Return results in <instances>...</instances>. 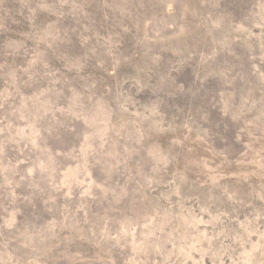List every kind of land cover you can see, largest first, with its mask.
<instances>
[{"label": "rangeland", "instance_id": "1", "mask_svg": "<svg viewBox=\"0 0 264 264\" xmlns=\"http://www.w3.org/2000/svg\"><path fill=\"white\" fill-rule=\"evenodd\" d=\"M0 264H264V0H0Z\"/></svg>", "mask_w": 264, "mask_h": 264}]
</instances>
